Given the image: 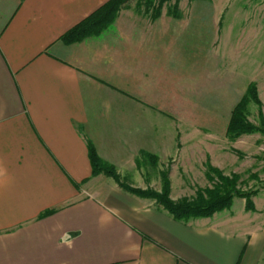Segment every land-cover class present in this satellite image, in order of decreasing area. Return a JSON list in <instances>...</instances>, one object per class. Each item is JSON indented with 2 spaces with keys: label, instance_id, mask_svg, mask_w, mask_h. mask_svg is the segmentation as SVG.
<instances>
[{
  "label": "crops",
  "instance_id": "obj_1",
  "mask_svg": "<svg viewBox=\"0 0 264 264\" xmlns=\"http://www.w3.org/2000/svg\"><path fill=\"white\" fill-rule=\"evenodd\" d=\"M108 1L0 0V264H264V190L177 220L93 174L88 143L143 144L176 79L171 25L61 40Z\"/></svg>",
  "mask_w": 264,
  "mask_h": 264
},
{
  "label": "rangeland",
  "instance_id": "obj_2",
  "mask_svg": "<svg viewBox=\"0 0 264 264\" xmlns=\"http://www.w3.org/2000/svg\"><path fill=\"white\" fill-rule=\"evenodd\" d=\"M154 1L129 0L108 27L130 20L175 27L176 79L171 89L163 84L160 105L148 104L146 98L143 144L109 146L106 156L114 161L97 153L114 166L122 183L134 188L161 193L167 174L174 202L192 201L213 189L218 182L213 170L236 175L246 196L236 194L228 207L211 216L229 211L240 199L255 211L254 197L264 190V132L231 138L228 125L244 98L248 120L264 125V0H167L156 18ZM254 87L259 104L249 98ZM169 93L171 97L164 96ZM141 198L164 208L153 198Z\"/></svg>",
  "mask_w": 264,
  "mask_h": 264
},
{
  "label": "trees",
  "instance_id": "obj_3",
  "mask_svg": "<svg viewBox=\"0 0 264 264\" xmlns=\"http://www.w3.org/2000/svg\"><path fill=\"white\" fill-rule=\"evenodd\" d=\"M128 1L129 0H109L71 30L66 32L61 37V40L66 44H70L81 41L90 36L101 34L104 29L114 22L118 11H120ZM166 1L167 0H156L157 5L154 11L156 13L153 17L156 18L159 16V11ZM150 2L152 5V2L155 1L150 0ZM173 15L177 16V9H175V13ZM249 94L251 95V97H249L250 99H253L258 104L260 103L255 87L249 91ZM246 99L247 98H244L232 111L231 119L228 125V134L231 138H236L242 134L252 133L255 131L264 132V125L263 127H257L248 120L245 113ZM88 148L94 175L103 172L106 175L113 177L119 186L127 192L139 197H149L157 200L177 220H188L194 217L211 216L214 212L228 207L231 204L232 198L236 194L246 196V193H241V190L237 187L236 175H233L232 177H225L221 175L219 171L213 170L218 179V182L215 184L213 189L206 190V194L199 193L197 198L192 201L182 200L174 202L170 198V183L167 174L163 176L165 182L161 193L134 188L131 185L122 183L120 175L115 171L114 166L108 165L102 161L91 142L88 143ZM247 208L251 210L254 209L253 202L248 196ZM50 212L51 211H47L44 214L46 215Z\"/></svg>",
  "mask_w": 264,
  "mask_h": 264
}]
</instances>
